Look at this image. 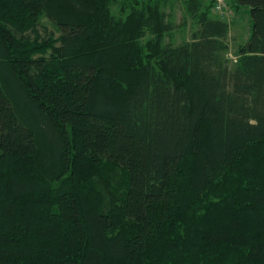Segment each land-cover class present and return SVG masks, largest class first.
<instances>
[{
  "label": "trees",
  "instance_id": "16d2710c",
  "mask_svg": "<svg viewBox=\"0 0 264 264\" xmlns=\"http://www.w3.org/2000/svg\"><path fill=\"white\" fill-rule=\"evenodd\" d=\"M177 1L0 0V264H264V0Z\"/></svg>",
  "mask_w": 264,
  "mask_h": 264
},
{
  "label": "rangeland",
  "instance_id": "374dc122",
  "mask_svg": "<svg viewBox=\"0 0 264 264\" xmlns=\"http://www.w3.org/2000/svg\"><path fill=\"white\" fill-rule=\"evenodd\" d=\"M211 1L214 5H211ZM203 8L208 11L210 18L220 19L229 24V32L225 40L229 49L225 56L232 66L236 60L237 48L249 37L250 23L247 10L245 11L242 8L234 9L228 0L221 1L220 9L217 7V0H204ZM167 13L170 14L171 20L176 25V29L171 33V42L176 45L190 41L191 33L196 29V25L190 19H186L185 27L181 25L185 18L183 2L179 0L172 4ZM41 23L49 33H53L56 37L58 36L57 31L46 18L43 17ZM39 32L42 37H45L42 28H39Z\"/></svg>",
  "mask_w": 264,
  "mask_h": 264
},
{
  "label": "built area",
  "instance_id": "2783aa9c",
  "mask_svg": "<svg viewBox=\"0 0 264 264\" xmlns=\"http://www.w3.org/2000/svg\"><path fill=\"white\" fill-rule=\"evenodd\" d=\"M222 0H217V7L218 9H220V3H221Z\"/></svg>",
  "mask_w": 264,
  "mask_h": 264
}]
</instances>
